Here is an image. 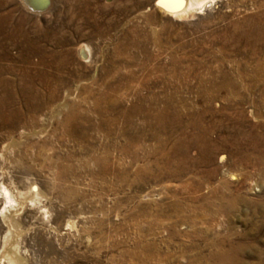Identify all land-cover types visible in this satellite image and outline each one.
<instances>
[{
    "label": "rangeland",
    "instance_id": "1",
    "mask_svg": "<svg viewBox=\"0 0 264 264\" xmlns=\"http://www.w3.org/2000/svg\"><path fill=\"white\" fill-rule=\"evenodd\" d=\"M44 1L0 0V264H264V0Z\"/></svg>",
    "mask_w": 264,
    "mask_h": 264
},
{
    "label": "bare ground",
    "instance_id": "2",
    "mask_svg": "<svg viewBox=\"0 0 264 264\" xmlns=\"http://www.w3.org/2000/svg\"><path fill=\"white\" fill-rule=\"evenodd\" d=\"M44 2H45L44 0H24V5H25V7L27 6L26 8H28L29 10L37 13V12L41 11L39 9L40 8L39 5L42 3L44 4ZM205 4H206V0H189V1H185V0H157V6H159L161 9H163L165 12H167L168 14L173 16L174 18L175 17L179 18L182 16L185 17V15H190V13L196 12L197 10H201L205 6ZM78 51L77 52L82 57V59H89V56L91 54H90V52H89L90 50L87 46H83V45L79 46ZM70 57H71V55H70ZM138 108H139V104H136V106H133L131 109H129V108L125 109L123 111L122 118L120 119V122L122 124H124L125 126H127L130 129L132 128L133 130H136V131H137V128H135L136 126L134 127V124L132 122L133 118H129V115L134 114L137 117H139L140 115L137 114L139 111ZM108 129H111V127H109ZM125 131L126 130L124 127V129L118 134V136L124 140L126 139V135L124 134ZM137 134H138V132H137ZM137 134H136V136H137ZM119 152H126L125 146L122 145L119 148ZM99 159H100V157H94L95 162H97V161L99 162ZM224 159H226V155H221L220 162H223ZM204 161H205V165H207V163L211 162L209 159H206V158H204ZM98 164L103 165V160ZM211 171L212 172H207L205 174V177L207 178L208 181H210V179L212 178V173L213 174L215 173L214 170L211 169ZM165 172H166L167 176L173 175L172 171L166 170ZM234 180L235 179L232 176L231 181H234ZM231 183L232 182H227V180L223 178V179H221L220 183H217L216 188L212 187V193H213L212 200L218 202L220 204V208L227 209V210H231L235 206V203H245L246 202V205H247L246 207H247L248 211L251 212V214L254 213L253 215H256L257 214L256 208H259V206L257 204L256 205L250 204V202L247 199L240 196L241 194L234 193V191H231V190L228 191L229 192L228 196L226 193L223 195L220 192V190H219L220 187L225 186V187L229 188L230 186H232ZM213 201H211V203ZM259 211L261 213V214H259L260 217H262V219L264 220V211L261 209H259ZM236 249L234 250L235 254L242 251V248L238 247ZM218 251L219 250L216 251L217 255L222 257V260L224 259L226 261L224 264H234V263H232V259H231V257L234 255H230L228 253H223V252H220V251L218 252ZM7 259H8V264H17V259H15L14 257L13 258L11 256L8 257V255H7Z\"/></svg>",
    "mask_w": 264,
    "mask_h": 264
}]
</instances>
